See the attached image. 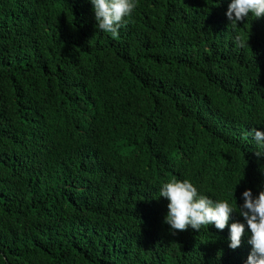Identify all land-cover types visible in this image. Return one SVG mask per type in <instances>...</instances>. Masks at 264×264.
Instances as JSON below:
<instances>
[{
    "label": "trees",
    "instance_id": "16d2710c",
    "mask_svg": "<svg viewBox=\"0 0 264 264\" xmlns=\"http://www.w3.org/2000/svg\"><path fill=\"white\" fill-rule=\"evenodd\" d=\"M229 3L136 0L113 37L88 0H0V264H244L247 228L170 230L159 197L264 190V18Z\"/></svg>",
    "mask_w": 264,
    "mask_h": 264
},
{
    "label": "clouds",
    "instance_id": "9594fccd",
    "mask_svg": "<svg viewBox=\"0 0 264 264\" xmlns=\"http://www.w3.org/2000/svg\"><path fill=\"white\" fill-rule=\"evenodd\" d=\"M92 5L96 28L113 37L118 35L123 22L136 7V0H88ZM225 17L229 24H237L250 18H264V0H230ZM248 136L255 145L254 155H264V128L250 129ZM234 198V193H229ZM159 197L167 200L164 223L170 230L184 231L191 228L200 231L204 226L224 230L227 226V247L235 250L246 235L250 250L244 264H264V190L253 196L250 189L240 194L242 203L234 199H211L198 193L196 186L188 179H174L163 183ZM233 213L243 222L229 223Z\"/></svg>",
    "mask_w": 264,
    "mask_h": 264
}]
</instances>
